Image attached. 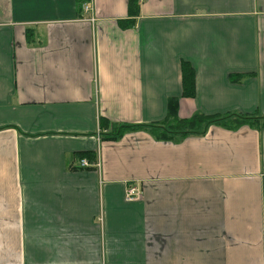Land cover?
Here are the masks:
<instances>
[{
	"label": "crops",
	"instance_id": "0c3cea01",
	"mask_svg": "<svg viewBox=\"0 0 264 264\" xmlns=\"http://www.w3.org/2000/svg\"><path fill=\"white\" fill-rule=\"evenodd\" d=\"M127 1L0 0V264H264V130L98 141L264 118V0Z\"/></svg>",
	"mask_w": 264,
	"mask_h": 264
},
{
	"label": "trees",
	"instance_id": "16d2710c",
	"mask_svg": "<svg viewBox=\"0 0 264 264\" xmlns=\"http://www.w3.org/2000/svg\"><path fill=\"white\" fill-rule=\"evenodd\" d=\"M138 0L127 1V12L131 15H136V7ZM179 74H181V98H190L193 95V74L191 68L186 63H181ZM233 120L235 125L231 128V131L239 130L240 127H248L251 130L258 131L264 130V118L258 116L247 115H226V116H203L198 113L193 114L187 120H178L173 116V113H169L162 123L155 125H109L108 122L100 120L98 128L101 129L98 141L100 142H116L121 137H124L127 133L144 132L152 140L158 142H179L188 137H201L205 134L208 128L226 127L227 121ZM78 160L84 159L88 164L94 163L93 154H78Z\"/></svg>",
	"mask_w": 264,
	"mask_h": 264
},
{
	"label": "built area",
	"instance_id": "2783aa9c",
	"mask_svg": "<svg viewBox=\"0 0 264 264\" xmlns=\"http://www.w3.org/2000/svg\"><path fill=\"white\" fill-rule=\"evenodd\" d=\"M140 0H138L139 2ZM89 7H87L85 4L80 5V12L82 14H87ZM75 169H92V168H97V162L93 164H88L84 159L78 160L77 164L74 166ZM124 195L123 199L124 202H130V201H135L139 200L141 197V192L138 189L136 184H129L126 186V188L123 189Z\"/></svg>",
	"mask_w": 264,
	"mask_h": 264
},
{
	"label": "rangeland",
	"instance_id": "374dc122",
	"mask_svg": "<svg viewBox=\"0 0 264 264\" xmlns=\"http://www.w3.org/2000/svg\"><path fill=\"white\" fill-rule=\"evenodd\" d=\"M229 122H231V121H229Z\"/></svg>",
	"mask_w": 264,
	"mask_h": 264
}]
</instances>
